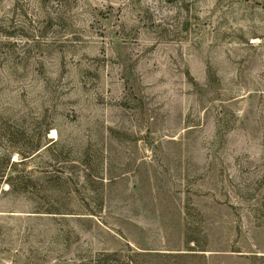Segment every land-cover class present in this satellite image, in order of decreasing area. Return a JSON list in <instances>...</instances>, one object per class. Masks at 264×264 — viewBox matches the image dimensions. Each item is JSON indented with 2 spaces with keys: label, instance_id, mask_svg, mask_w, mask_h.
I'll list each match as a JSON object with an SVG mask.
<instances>
[{
  "label": "rangeland",
  "instance_id": "1",
  "mask_svg": "<svg viewBox=\"0 0 264 264\" xmlns=\"http://www.w3.org/2000/svg\"><path fill=\"white\" fill-rule=\"evenodd\" d=\"M0 264H264V0H0Z\"/></svg>",
  "mask_w": 264,
  "mask_h": 264
}]
</instances>
